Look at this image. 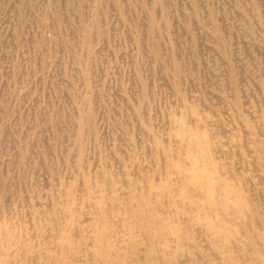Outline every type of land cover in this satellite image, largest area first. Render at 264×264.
<instances>
[{
	"label": "bare ground",
	"instance_id": "1",
	"mask_svg": "<svg viewBox=\"0 0 264 264\" xmlns=\"http://www.w3.org/2000/svg\"><path fill=\"white\" fill-rule=\"evenodd\" d=\"M149 1L148 31L129 32V0H18L26 28L4 35L20 48L0 84V111L20 113L0 120V264H264V0L216 18L191 0L176 20L173 1ZM102 6L125 40L114 65Z\"/></svg>",
	"mask_w": 264,
	"mask_h": 264
},
{
	"label": "rangeland",
	"instance_id": "2",
	"mask_svg": "<svg viewBox=\"0 0 264 264\" xmlns=\"http://www.w3.org/2000/svg\"><path fill=\"white\" fill-rule=\"evenodd\" d=\"M5 1V2H4ZM138 1V2H137ZM171 1H173L172 2V5H170L169 6V8H168V16L169 17H171L173 20H176V18H177V16H181L182 15V12H183V10H182V6H183V4H185V3H187L188 5H190V9H188V8H186L187 10H186V13H189L190 12V10L192 9V5H193V2H199L200 0H193V2L191 1V0H171ZM175 1V2H174ZM238 0H205L204 2H205V8H204V10L206 11V6H207V8H208V10H209V12H212V14L211 15H213L214 13V17L216 18V16H218V14H219V12H220V10H221V8L222 7H224V6H227V4L229 5V6H233V3H235V2H237ZM7 2V3H6ZM126 2H128V0H126ZM129 2L130 3H128L127 4V7L125 6V10H126V8H127V10H126V12L124 11V18L126 19V21L124 22V21H118L119 22V24H118V28L121 30V31H129V32H131V31H133L132 29H134V30H141L142 32H145V30L146 31H148V28H147V25H149V21H148V19L146 18V20L144 19V17H143V14H144V12H145V10H147V9H149V6L151 5V1H149L148 0V2H149V6H148V2L146 3V0L144 1L145 2V4L142 2V4H141V2H140V0H134V2H133V0H129ZM179 2V3H178ZM183 2V3H182ZM201 2V1H200ZM228 2V3H227ZM232 2V3H231ZM137 3V4H136ZM140 4V5H139ZM13 5V6H12ZM129 5V6H128ZM132 5V6H131ZM179 5V6H178ZM12 6V7H11ZM136 6V7H135ZM173 6V7H172ZM217 6V7H216ZM5 7V8H4ZM20 7H21V3H19L18 2V0H0V20L2 21V24H1V32H0V34L2 33H4L3 35H0V57L1 58H3V59H1L0 58V84H1V81H3L4 80V77H5V74L3 73V66L5 67V65H6V67H8L10 64H11V58H7V55H9L10 53H11V51H14V50H16L15 48H20V41L18 40H16V41H13V40H9L8 41V43H7V41L5 42V39H4V35H5V33L7 34V33H11L12 31H18V29H19V31H24L25 30V28H26V19H24V17L22 16L23 15V12H21V9H20ZM105 6H102V8L103 9H101V13H103L102 14V16H106L105 18H107V20L105 19V18H103V23H104V27H102L103 28V32H102V34H103V36H102V34H101V36H102V38H101V44L102 43H104L105 41H104V34H108V36L110 35V37H109V40L108 41H106V44L109 46V48H110V50H111V54H108L109 56L107 57V56H105V57H103V58H108L107 59V61H109V59L110 58H112V60L110 61L111 63H112V65H114L115 64V61H114V55H112V52H114V51H117L118 49H121V48H123V43L125 42V40H122L120 37L122 36L121 35V32L118 30V29H116L115 27H113V24H114V20L112 19V17L109 19V12H108V10L106 9V8H104ZM131 7V8H130ZM139 7V8H138ZM179 7V8H178ZM13 8V9H12ZM133 9H135V10H133ZM138 9V10H137ZM144 9V10H143ZM172 9V10H171ZM8 10V11H7ZM16 10V11H15ZM179 10H180V12H179ZM6 11V12H5ZM143 11V12H142ZM172 11V12H171ZM15 12V13H14ZM39 12L37 11V14H38ZM135 13V14H134ZM7 16H6V15ZM10 14H11V16H10ZM76 15H78V12L76 11V13H75ZM128 14V15H127ZM130 15V16H129ZM132 15V16H131ZM135 15H137L138 16V19H136V17H134ZM140 15L142 16V17H140ZM175 15V16H174ZM202 17H203V19H205L208 15H207V13H202ZM11 17L10 18V21L9 22H6V23H4V21L6 20L5 19V17L7 18V17ZM16 16V17H15ZM174 16V17H173ZM15 17V18H14ZM88 17H89V21L90 20H92V14H91V11L89 10V14H88ZM205 17V18H204ZM175 18V19H174ZM181 18V17H180ZM4 19V20H3ZM105 19V20H104ZM113 21H112V20ZM129 19H132V20H129ZM140 19V20H139ZM141 19H142V21H141ZM12 20V21H11ZM111 20V21H110ZM143 21H145L146 23H143ZM52 22V21H51ZM106 22H108V26H107V29H105L106 28ZM113 22V23H112ZM13 24L12 26H10V24ZM52 24H54L53 22H52ZM89 25V27H90V24H91V21L88 23ZM134 24V25H133ZM92 25V24H91ZM111 25V26H110ZM143 25H145V26H143ZM122 26V27H121ZM140 26V27H139ZM57 27V26H56ZM128 27H129V29H128ZM179 27H181V25L179 26ZM46 28V30L45 31H49V29H52V31H53V33H55L57 30H56V28H55V24H54V26H46L45 27ZM115 28V29H114ZM143 28V29H142ZM12 29V30H11ZM60 29V28H59ZM111 29V30H110ZM9 30V31H8ZM54 30H55V32H54ZM180 30H181V32L183 31V36L180 38V40H181V44H180V46H181V50H183V53H184V55H185V57H187L188 58V61H187V58H185V60L187 61V65H189V63L188 62H192L191 64H194V62H195V60H196V58H197V54L195 53V54H189V51L187 50V48L191 45V43H192V37H191V35H190V33H186V31H185V29H183V27H181L180 28ZM8 31V32H7ZM63 31V29H62V27H61V32ZM112 31H113V33H112ZM111 32V33H110ZM63 33V32H62ZM118 34V35H117ZM60 35V34H59ZM113 35V36H112ZM112 37V38H111ZM119 37V38H118ZM116 38V39H115ZM58 38H57V36H55V35H53V38L51 37V39H50V41L52 40V41H56ZM108 39V38H107ZM112 39V40H111ZM59 40V39H58ZM118 40V41H117ZM212 40V41H211ZM51 41V43H53ZM209 41H211V42H213L214 43V41H213V39H209ZM118 42H120L119 44H118ZM122 42V43H121ZM12 43V44H11ZM206 43H208V41L206 42ZM99 44H100V41H99V43H98V46H95V47H99ZM116 44V45H115ZM6 45H7V47H6ZM14 46V47H12V46ZM182 47H183V49H182ZM181 50H180V52H181ZM8 51V52H7ZM3 53V54H2ZM205 53V54H204ZM195 55V56H194ZM209 55V52H208V50L206 51V50H204L203 51V55L201 54V55H198V57H200L202 60H204V58H206L207 56ZM112 56V57H111ZM4 58L7 60H5L6 61V63L3 61L4 60ZM193 59V60H192ZM47 60H50L49 62L51 63L52 62V57H49ZM104 62V64L102 63V67H103V70L104 71H109V66H107V65H109V62ZM4 62V63H3ZM13 62L16 64V63H18L17 61H15V60H13ZM13 62H12V64H13ZM5 64V65H4ZM122 65H123V68L122 69H117L116 70V67H113V70L115 71H118L117 73H116V75L118 76V77H120V76H122L124 79H125V81H126V83L128 84V83H130L129 81V79H130V77H132V75H133V71H132V69H131V67L130 66H128L127 64L126 65H124V63H121ZM39 64V61H38V64H36L35 65V67H32V72L35 74V76H39V75H41L42 73H45V71L47 72L48 70H47V68L45 67V63H43L42 65H40ZM121 65V66H122ZM105 66V67H104ZM119 66H120V62H119ZM12 67V66H11ZM38 67V68H37ZM130 68V69H129ZM8 69V72L10 71L11 72V70L10 69H12V68H7ZM122 72V73H121ZM119 73V74H118ZM160 74V72H158L157 71V73H154V72H152V70L150 69V70H148V71H146L145 70V73H144V71H143V76L142 77H144V81H146V83H148L150 86L152 85V84H155V83H159L158 81H156V77L158 78V76H160L159 74ZM148 74V75H147ZM153 74H155V75H153ZM6 78V77H5ZM117 77H112V79L111 80H109V82H110V84L113 86V88H115L116 90H117V86H118V81H117V79H116ZM112 80H114V81H112ZM148 81V82H147ZM109 82L107 83V81H104L103 80V84L100 86V88H102L103 87V92H104V99L105 100H108L109 99V93H107L108 95H105L106 94V92H107V89H106V87L105 86H107V84L109 85ZM106 83V84H105ZM189 85H191L190 84V82H189ZM115 86V87H114ZM191 86H194V85H191ZM163 88L164 87H160V85L157 87V94H160V93H162L163 94ZM114 89V90H115ZM122 90V89H121ZM129 90V89H128ZM121 92V91H120ZM123 92V91H122ZM121 92V93H122ZM123 94V93H122ZM107 98V99H106ZM158 103V102H157ZM160 103V102H159ZM27 104H26V102L24 103V105H23V109H24V111H27ZM158 106H159V104H158ZM112 110H114V113L116 112L115 111V109H118V112H119V110H120V108L119 107H115V109H113V107L111 108ZM106 109H101L99 112H98V118H97V120H98V125H99V130H100V132H99V139L100 140H105L104 142H106V140H107V136H106V133H107V128L110 126V127H112V124L113 123H115V121H114V119H112L111 118V116L110 115H108V111L109 110H107V111H105ZM104 113V115H105V117H104V115H103V113ZM3 113V114H2ZM5 113V114H4ZM0 114H1V117H0V120L2 121L3 120V118H4V120H5V118H6V116L8 115V116H10V115H15V116H17V115H19L20 113L19 112H16L15 110H14V105H13V103L11 102V101H8L6 104H4V106H3V109H1V111H0ZM108 116H109V118H110V120H109V118H108ZM104 120V121H103ZM111 122V123H110ZM106 125H107V127H106ZM104 130V131H103ZM105 139H104V138ZM110 141V140H109ZM91 150H93L92 148H91ZM93 152V151H92Z\"/></svg>",
	"mask_w": 264,
	"mask_h": 264
}]
</instances>
